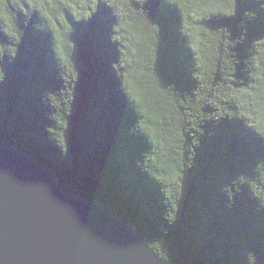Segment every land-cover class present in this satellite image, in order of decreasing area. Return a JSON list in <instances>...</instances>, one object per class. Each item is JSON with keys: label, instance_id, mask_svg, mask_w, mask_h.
<instances>
[{"label": "trees", "instance_id": "16d2710c", "mask_svg": "<svg viewBox=\"0 0 264 264\" xmlns=\"http://www.w3.org/2000/svg\"><path fill=\"white\" fill-rule=\"evenodd\" d=\"M174 264H264V0H0V144Z\"/></svg>", "mask_w": 264, "mask_h": 264}, {"label": "water", "instance_id": "95a60500", "mask_svg": "<svg viewBox=\"0 0 264 264\" xmlns=\"http://www.w3.org/2000/svg\"><path fill=\"white\" fill-rule=\"evenodd\" d=\"M0 264H174L109 208L69 194L26 149L0 144Z\"/></svg>", "mask_w": 264, "mask_h": 264}]
</instances>
